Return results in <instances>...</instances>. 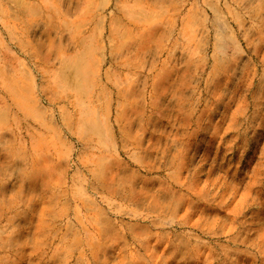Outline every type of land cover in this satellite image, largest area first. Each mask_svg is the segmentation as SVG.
Returning <instances> with one entry per match:
<instances>
[{
  "label": "rangeland",
  "instance_id": "obj_1",
  "mask_svg": "<svg viewBox=\"0 0 264 264\" xmlns=\"http://www.w3.org/2000/svg\"><path fill=\"white\" fill-rule=\"evenodd\" d=\"M0 264H264V0H0Z\"/></svg>",
  "mask_w": 264,
  "mask_h": 264
}]
</instances>
